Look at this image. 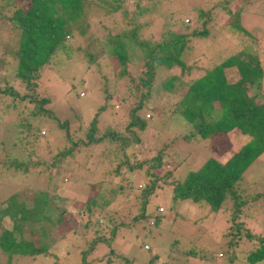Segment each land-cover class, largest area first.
I'll return each instance as SVG.
<instances>
[{
  "label": "rangeland",
  "instance_id": "rangeland-1",
  "mask_svg": "<svg viewBox=\"0 0 264 264\" xmlns=\"http://www.w3.org/2000/svg\"><path fill=\"white\" fill-rule=\"evenodd\" d=\"M105 1L116 7V10L107 17L103 15L105 19L97 21L87 31H93L96 38L101 40L106 36L122 35L142 23L143 17H138L137 11L152 2L157 5L155 11L149 14L153 23L147 31L140 29L137 32V40L156 43L157 37L161 36V31L165 28L171 33L190 34L191 29L199 30L204 27L208 36L204 39L192 38L189 48L180 55V59L192 66L193 70L184 79L178 77L180 81H175L174 93L156 91L155 87L171 75H178L179 67L173 65L166 69L159 66L152 71L150 97L142 99L141 107L134 112V115L144 121L141 130L132 126L140 140L135 144V148L139 150L138 159L141 162L151 161L159 153L160 166L155 168L149 169V163L146 162L133 170H119L118 175L114 168L121 161L118 156L113 155L115 140L109 142L107 138H104L102 144L98 142L78 149L79 144H83L81 139L84 138V129L97 111L95 126L99 132H124L131 119V110L137 107L141 95L147 90L140 84L143 74L139 60L133 62L128 58L124 63L125 72L119 74L122 66L117 59L109 56L100 44V47L94 45L92 38H72L75 29L71 25V32L65 35L70 50L53 56L40 68L36 79L38 85L35 93L47 97L43 106L51 112V116L34 119L35 123L31 121L43 130V134L35 140V150L29 142L24 141V132L20 134L23 139L19 141L15 138L16 113H23L21 106L17 105L14 109L4 107L9 98L0 95V209L5 207V198L11 193H15V198L28 207L35 192L46 190V195L52 201L48 206L52 213L49 221L54 223L59 206H54L56 202L53 195L66 199L67 207L80 212L89 200L90 205L96 204L95 201L100 202L102 198L106 199L104 194L110 186L120 185L122 191L113 200V192H109L111 195L106 194L109 205L102 208L101 203H98V212L96 206L92 205L94 211L90 209L88 213L85 212L87 209L84 210L80 215L81 220L74 224L71 219L53 227L49 226V221L32 220L21 224L22 231H29L32 239L40 237L39 239L44 240L47 233H41L43 227L49 228L48 234L55 239L64 234L63 240L67 242L63 245L66 248L63 245L59 249L58 245L53 248L52 245L44 244L48 251H57L55 263L48 262L43 255H36L34 259L16 255L10 264H40L43 261L48 262L45 264H76L78 258L75 259L74 254L83 245L75 236L87 230L83 226L86 217H99L101 223L95 227L96 234L102 238L108 235L112 237L108 243L104 240L96 242V249L85 257L86 264H198L206 263L209 257L212 264H249V252L260 244L258 238L264 239V151L245 169L235 185V192L248 204L247 210L242 209L241 218L237 217L232 221L227 215V207L233 203L231 197L227 198L225 209L209 212L189 199L175 197L167 181L183 180L190 171L198 169L209 158L222 162L238 149L244 138L238 140V134L231 131L219 138L224 139L226 136L228 142L218 140L217 146L213 148L209 139L195 138L191 125L179 116L170 114V111L187 88L183 81L194 80L204 70L244 45L240 40L245 35L226 27V22L231 20L232 14H236L238 7L240 10L237 21L243 30L253 35L252 42L255 43L252 44L250 40L247 42V38L244 42L252 44L253 46L248 45L252 48L258 46L261 51L259 56L262 55L260 66L264 71V0ZM87 10L91 11V8ZM98 17L103 18L101 15L95 18ZM68 26L66 29H69ZM15 47V37L6 30L0 17V89L13 82L11 69L16 61L11 54ZM84 52L90 53L92 58L84 55ZM223 71L227 79L236 77L234 69ZM262 93L264 94V80ZM56 120L66 122V129L61 128ZM78 124L84 125L82 131L77 130L78 136H74L75 140L80 137L78 145L74 144L71 154L64 155L55 167H51L53 156L61 151L63 145L67 148L73 145L72 138L67 134L73 131L76 133L74 129ZM84 140L86 141L85 138ZM6 155H9V160ZM16 159H21L26 165V172L15 171L12 167L6 168L5 164H1V161L4 163ZM34 164L36 166L33 167ZM147 169L150 173L148 175L145 174ZM95 189L100 193L93 195ZM253 197L257 198L256 202L254 199L251 201ZM70 211L65 218L70 216ZM150 220L153 221L152 225H149ZM240 220H243L242 224L236 229ZM0 222L3 227L11 228V221L7 216L1 217ZM115 225L118 227L111 233V228ZM73 229L78 235L75 231L73 233ZM247 233L250 234L249 237H246ZM228 241L232 243L229 246ZM143 245H147V248L144 249ZM187 248L197 251L194 253L197 256L192 259L187 257L189 253L182 251ZM169 252L178 259L165 258V254ZM3 257L0 255V264H4Z\"/></svg>",
  "mask_w": 264,
  "mask_h": 264
},
{
  "label": "trees",
  "instance_id": "trees-1",
  "mask_svg": "<svg viewBox=\"0 0 264 264\" xmlns=\"http://www.w3.org/2000/svg\"><path fill=\"white\" fill-rule=\"evenodd\" d=\"M91 3L93 4L91 5ZM156 6V3L152 2L149 5L141 7L137 11V16L143 17L142 23L135 25L130 31L123 32L122 35L106 36L101 40V38H96L97 36L93 34V31H87L92 26H95L97 21L105 19L103 15L107 17L111 12L116 10V7L109 5L108 1L0 0V17L5 23L6 30L10 31L15 37L16 45L15 50L11 54L16 61L11 69L13 82L9 85H4L0 89V95L9 98L4 103V107L8 108L9 106L10 109H14L17 105H20L23 110L21 115L16 113L15 138L20 141L24 138L20 134L24 132L26 135L24 141L29 142L35 150V140L39 135L43 134V130L37 127L36 124L33 125L31 121L41 116H51V112L43 106V103L48 100L47 97H41L35 93V88L38 85L36 79L40 68L45 66L53 56L70 50V47L66 44L65 35L71 32V25L75 29V34L72 35V38L79 37L82 40L92 38L94 45L100 44L109 56H114L117 59L120 66H122L119 74L125 72L124 63L128 58L133 62L139 60L143 74V77L140 78V84L147 90L141 95L137 107L131 110V119L127 123L124 132L121 130H111V133L108 134L99 132L95 126V115L98 113L97 111L92 120L87 123V127L84 129V138L86 141L82 138L81 143L83 144H79L78 149H84L87 145L98 144V142L102 144L104 138L109 139V142L115 140V144H113L115 148L113 155L118 156V160L121 161L114 168L118 175L119 170L120 172L122 169L133 170L139 168V166H142L146 162L149 163V166H147L149 169L160 166L159 153L155 157H152L150 159L151 161L141 162L138 159L139 150L135 148V144L140 140L135 135L132 126L141 130L144 127V121L138 115H134V112L141 107L142 102L140 101L142 99L150 97L151 92H149V89L152 71L156 67L162 66L166 69L171 68L173 65L179 67H177L179 70L178 75H171L164 81L159 82L160 84L155 87L156 91L159 90L168 94L174 93L175 81L179 80L178 77L184 79L193 70L192 66L180 59V55L189 48L190 45L188 46V44L192 38L204 39L208 36V31L204 27L197 30L193 28L194 26H191L193 29H191L190 34H182L171 33V31L165 28L164 31H161V36L157 37L156 43H151L148 40H137V32L139 33L140 29L147 31L153 23L152 18L149 17L151 15L149 14L151 11H155ZM87 8H91V11H88ZM239 8L236 9L235 15H231V20L226 22V27H231L235 32L245 35H241L243 38L240 40V43L244 45L240 49L236 48L226 58L204 70L202 75L194 80L187 79V81H183L187 88L175 104V107L173 106L174 108L170 111V114L179 116L191 125L193 130L192 134L195 138L200 140L209 139L213 148L217 146L216 143H218V140L228 142L226 136L224 139L219 138L231 131L238 134V140L244 138V142L222 162L209 158L198 169L190 171L183 180L175 179L167 181L175 197L189 199L192 203L197 204L199 207H204L209 212H216L221 208L225 209V202L228 200L227 198L231 197L233 203L227 207L229 210L227 215L229 214L232 221L240 217L243 211L242 209L247 210L248 206L246 200L239 197L235 192V185L241 179L245 169L264 151V94L262 93L264 71L260 66V57L262 58V55L259 56L261 51L258 49V46L254 48L248 46H253L252 44L255 43L252 42L254 41V37L239 25L237 21ZM100 15L103 17L102 19L101 17L95 18ZM67 25H69V29H66ZM237 37L239 38V36ZM246 38V41L248 42L250 40L252 44H246L244 42ZM207 51L209 50L207 49ZM84 55L92 58V55L88 52H84ZM229 68L235 70L236 77L233 79H227L223 71ZM257 97L258 99H256ZM100 108L103 109L102 106ZM56 121L61 128L66 129V122ZM83 127L84 125L80 126L78 124L74 129L76 133L73 131L67 134L68 137L72 138L71 143L73 145H70V148L63 145L61 151L55 154L57 157L55 155L53 156V160L50 163L51 167H55L64 155L69 156L71 154L72 146L75 147V145H78L77 140L80 139L79 137L75 140L74 136H78L77 130L82 131ZM66 140L68 141L67 138ZM29 154L28 152L27 155ZM5 157L9 160V155ZM16 160L11 162L4 161V163L1 161V164H5L6 168L10 166L15 171L26 172V165L21 159L19 161ZM149 169L145 171L146 175L150 174ZM35 171L39 173V171ZM153 186L152 184V188ZM53 187L51 190L54 189ZM45 191L35 192L31 198V205L28 207L23 201L15 198V193H11L5 198L6 205L0 209V220L1 217L7 216L11 221V228L7 229L3 227L0 222V255L4 256V264H10L16 255L18 257L21 255L20 257L24 259H34L36 255H43L48 259V262L54 261L55 263L57 251L56 253L51 250L48 251V248L44 244L47 246L52 245L51 247L53 248H56L58 245L59 249H61L63 244H66L67 240H63L64 237H62L64 234L55 239L48 234L49 228L45 229L43 227L41 230V233H47L45 236L47 240L44 238L45 241L39 239L40 237L32 239L29 236V231H22L21 229V224L32 222V220L49 221L50 214L52 213L48 206L52 201H50ZM109 192L114 193L113 200L117 194L119 195L122 192L121 186H110L104 194L106 199V194L111 195ZM92 193L96 195L100 191L95 189ZM53 197L54 202L60 204L54 203V206H59V208H57L58 211H56L54 223L48 222L50 227H53L55 224L61 225L70 219L72 224L78 222V220L80 221V215H82L81 213L84 210L87 209L88 211L85 212L88 213L90 209L94 211L92 205H95L97 209L99 208L98 203H101L102 208L109 205V201L104 198L99 200L100 202L97 203L95 201L94 203L96 204L90 205L88 204L90 202L89 200L85 204L83 211L76 212L69 206L67 207L66 199L56 195H53ZM255 197L251 201L254 199L256 202L257 198ZM121 199H124V197ZM69 210H71L70 216H66L65 218ZM98 211L99 209L96 212ZM134 217H137L136 214H134ZM242 221H239L240 223L236 225V229L242 224ZM100 223L101 219L99 217L95 219L94 217H86L83 224L87 229L86 231L78 235L73 229V233L75 231V234L78 236H75L73 233L72 235L79 238L81 240L80 244L82 243L83 245L74 254L76 255L75 259L78 258L76 264H86L85 257L89 252L96 249L95 244L97 241L104 240L108 243L112 240V237L109 235L102 238L96 234L97 230L95 227ZM152 224L153 221L149 225ZM117 227L115 225L111 228V233ZM249 235L247 233L246 237H249ZM257 241L260 244L253 251H250L247 256L249 264L264 262V239L258 238ZM231 244L229 241L227 242V246ZM78 246L80 247L79 243ZM143 247L146 249L147 245H143ZM191 249L187 248L182 251L189 253L187 257H191L192 259L197 256H195L197 251L195 252ZM165 258H168V260L178 259L177 256L170 252L165 254ZM211 260L209 257L206 263L199 262L198 264H212ZM27 261L25 260V262ZM48 262L43 261L40 264Z\"/></svg>",
  "mask_w": 264,
  "mask_h": 264
},
{
  "label": "clouds",
  "instance_id": "clouds-1",
  "mask_svg": "<svg viewBox=\"0 0 264 264\" xmlns=\"http://www.w3.org/2000/svg\"><path fill=\"white\" fill-rule=\"evenodd\" d=\"M151 223H152V221L150 220V221H149V224H151Z\"/></svg>",
  "mask_w": 264,
  "mask_h": 264
}]
</instances>
